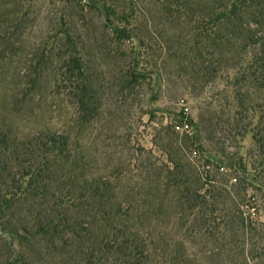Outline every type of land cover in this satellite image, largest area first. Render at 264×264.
I'll return each instance as SVG.
<instances>
[{"label": "rangeland", "instance_id": "1", "mask_svg": "<svg viewBox=\"0 0 264 264\" xmlns=\"http://www.w3.org/2000/svg\"><path fill=\"white\" fill-rule=\"evenodd\" d=\"M173 1L182 7L177 13L165 4ZM94 2L112 16L108 22L81 13ZM230 8L227 0H0V137L28 148L16 179L0 181V264H118L113 243L102 258L93 240L86 260L88 244L79 238L100 234L97 226L62 228L61 242L34 235L49 223V183L30 186L32 143L53 146L50 138L62 137L68 159L84 168L76 181L102 185L104 199L142 217L131 224L145 248L135 264H264V176L250 188L230 168L203 169L208 160L261 162L255 141L264 131V68L252 56L262 48L264 18L241 9L237 21H217ZM67 35L78 39L73 56L61 50ZM72 61L96 78L93 118L80 104L84 73ZM185 109L193 135L173 129ZM197 149L198 166L190 159ZM19 190L29 197L11 201ZM154 192L157 202L142 205ZM250 196L259 215L245 221L237 213Z\"/></svg>", "mask_w": 264, "mask_h": 264}, {"label": "trees", "instance_id": "2", "mask_svg": "<svg viewBox=\"0 0 264 264\" xmlns=\"http://www.w3.org/2000/svg\"><path fill=\"white\" fill-rule=\"evenodd\" d=\"M227 1L231 4V8L228 11L224 10L221 12L217 16V21L223 20L227 23L237 21L241 9L254 12L256 16L264 18V0ZM99 4L100 3L94 2L93 5L88 7L87 5H83L81 8V13L85 14L87 12H95L99 16H104L102 18L108 22L112 16L110 14H106L105 7L102 6L101 8V6H98ZM165 4L170 6L172 5L173 8H182L180 7V4H175V1L167 2ZM175 11L177 13V11H179L178 8ZM202 13H204L201 14L202 17L211 18V13ZM185 17L188 19L190 18L188 13L185 14ZM263 22H261V24L262 28L264 29ZM69 25H71V23ZM123 37L125 36H121L120 38L122 39ZM76 39L77 38L75 36L72 38L70 35L62 38L60 41L61 50L66 48L68 53L73 56L76 51V41L78 40ZM258 45H261L262 48L261 50L255 52V54L252 56V59L254 62L259 64V69H262L264 68V64H262V61H264V40L258 42ZM72 63L74 64L75 62L72 61ZM74 65L75 72L81 71L84 73V75L81 73V75L84 76V82L83 87L81 88L82 100L80 101V104H82V106L86 105L89 117L93 118L98 112L100 105L99 90L97 87L96 78L92 73L87 72V67L83 66V64H80L79 66L78 63H75ZM182 118L183 116L179 118L178 122H181ZM175 126L176 124L173 126L174 131H176ZM257 137L258 140L255 141L256 146L259 147V154L257 157L261 158L259 165L255 163L252 165H247L245 162L243 165L241 163L232 164L225 160H222L221 163H215L213 160H208V165L211 167L216 166L218 171L221 165H227L228 169L230 168L231 171L233 170L236 174L240 173V176L243 177L241 180L246 182L248 186L252 188V186L257 181V174H262V176H264V131H261ZM49 143H53V146H49L42 140L38 139L35 143H32L34 151L31 154V162L29 166L30 170L26 174L31 178L30 186L40 183L43 180L49 183V186L46 184L44 187L48 200L47 207L43 212L44 218L49 219V223H47L43 228L39 229V231L34 234L35 237H41L43 235L46 237L51 235V237H56L55 239L61 242L59 235H61L62 232L60 229H72L75 224L86 223L91 227L97 226V228H101L100 234L90 232L88 233V238L85 240H81V238H79V241L88 244L86 251L89 254L86 255L88 256L86 257V260L93 256L90 249L94 245H90L94 244L93 241H95L99 242L100 244V247L96 246L95 253L98 252V254H102V258L103 254H106L105 249L108 248L105 247V243H113V246H111L108 250L110 251L109 253L114 256L115 263L135 264V261L142 256L145 248L142 239L140 238L139 231L134 225L131 224H135V222L139 221L142 217L128 209L123 211V202L111 195H108L107 198L104 199V196H102L101 193L103 194V191L108 189L103 190L102 185L99 186V184L96 183H84L83 185L82 183L79 184L78 180L76 181L75 178H77V175H79V179H82V175L80 174L83 173L82 171H84V168L68 159L69 141L67 138H60V142H55V139L50 138ZM29 146L32 147L30 144ZM23 147L26 148V145L22 144L21 146L14 145L13 147H10L8 140L4 138L2 141L0 137V181L8 178H11L13 181L16 179L17 168H22V165L19 164V161H22L20 157L22 156V153L27 151L24 150ZM171 163L175 165L176 171L180 174H178V177L186 176L182 167L178 166L173 161ZM259 169H261V172ZM207 177L208 180H205L204 182L208 185L212 184L213 182H211L209 175H207ZM199 179H202V177ZM67 180H70L71 183H67ZM62 181L63 187H60V183ZM156 182L157 179L155 178V180L151 183L155 184ZM53 184L55 185L54 187ZM70 185L74 188V190H67V187ZM262 187H264V183ZM23 194L21 190L16 191L15 194H11L14 197L11 199V201L15 198L21 199V197H26L27 199L29 197L27 192H25L26 196ZM157 194L158 192L146 194L142 200V205L146 206L149 203L152 204L153 202H157ZM182 199L188 200V197L182 196ZM11 201H7L6 203L10 205ZM133 201L134 203L136 202L135 200ZM214 211H218V209ZM123 219H125L127 224L123 223ZM86 220L88 222H86ZM23 232L31 235V232L28 230H23Z\"/></svg>", "mask_w": 264, "mask_h": 264}, {"label": "built area", "instance_id": "3", "mask_svg": "<svg viewBox=\"0 0 264 264\" xmlns=\"http://www.w3.org/2000/svg\"><path fill=\"white\" fill-rule=\"evenodd\" d=\"M175 130L181 134L193 135V132L191 130V122L189 121V118H188V109L184 110V116L182 118V121L180 123L176 124ZM190 159L193 161V163L196 166H198L197 162H199L202 159L201 151L199 149L194 150L191 153ZM210 168H211L210 165H205L203 167V169L206 171H209ZM228 170L229 169H228L227 165L223 164V165H221L219 172L222 174L223 173L226 174L228 172ZM205 173H207V172H205ZM203 179L207 181L208 180L207 175L203 176ZM238 181H239L238 178L234 177V178H231L230 183L235 184V183H238ZM252 200H255V199L250 196V199L245 204H242L239 206V210H238L237 214L239 216H241V218L244 219L245 221L246 220L247 221L255 220V219H257V217L259 215L258 208H257L256 204L254 203V201L251 202Z\"/></svg>", "mask_w": 264, "mask_h": 264}]
</instances>
